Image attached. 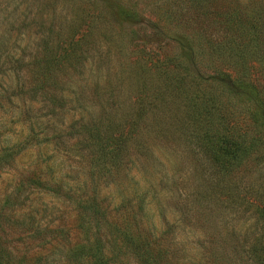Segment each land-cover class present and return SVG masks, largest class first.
<instances>
[{
    "label": "rangeland",
    "instance_id": "374dc122",
    "mask_svg": "<svg viewBox=\"0 0 264 264\" xmlns=\"http://www.w3.org/2000/svg\"><path fill=\"white\" fill-rule=\"evenodd\" d=\"M1 251L264 264V0H0Z\"/></svg>",
    "mask_w": 264,
    "mask_h": 264
},
{
    "label": "trees",
    "instance_id": "16d2710c",
    "mask_svg": "<svg viewBox=\"0 0 264 264\" xmlns=\"http://www.w3.org/2000/svg\"><path fill=\"white\" fill-rule=\"evenodd\" d=\"M220 147H222L220 145ZM219 147V149H220ZM221 154V152H219ZM222 157L221 158H218V160L221 162V166L224 167V165H228L230 163V161L232 160L233 158V153L231 150H226L224 151V154L222 153L221 154ZM224 157V158H223ZM4 253V251H1L0 252V264H8V262L6 261V255L5 254H1V253ZM100 258H98V260H96L97 264H105V262L103 261V257L101 255H99Z\"/></svg>",
    "mask_w": 264,
    "mask_h": 264
}]
</instances>
